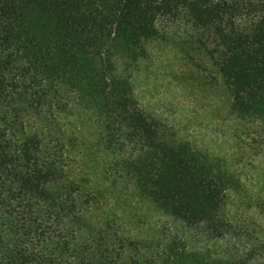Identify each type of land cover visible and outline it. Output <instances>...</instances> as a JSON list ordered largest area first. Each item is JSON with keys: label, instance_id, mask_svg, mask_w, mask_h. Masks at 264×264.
<instances>
[{"label": "trees", "instance_id": "obj_1", "mask_svg": "<svg viewBox=\"0 0 264 264\" xmlns=\"http://www.w3.org/2000/svg\"><path fill=\"white\" fill-rule=\"evenodd\" d=\"M166 19L199 35L229 121L264 126V0H0V264H264L240 160L141 103Z\"/></svg>", "mask_w": 264, "mask_h": 264}, {"label": "rangeland", "instance_id": "obj_2", "mask_svg": "<svg viewBox=\"0 0 264 264\" xmlns=\"http://www.w3.org/2000/svg\"><path fill=\"white\" fill-rule=\"evenodd\" d=\"M160 30L174 36L175 42L153 44L142 64L137 93L144 109L179 137L229 160L238 158L253 193H264V126L229 121L228 97L218 88L215 73L197 66L195 58L205 57L188 19L163 20ZM236 128L240 138L235 139ZM249 213L260 216L254 207Z\"/></svg>", "mask_w": 264, "mask_h": 264}]
</instances>
